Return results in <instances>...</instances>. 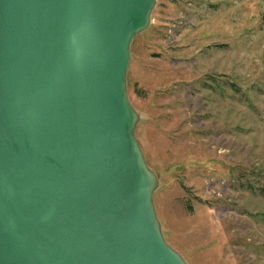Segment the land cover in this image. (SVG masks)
Returning a JSON list of instances; mask_svg holds the SVG:
<instances>
[{"label": "water", "instance_id": "obj_1", "mask_svg": "<svg viewBox=\"0 0 264 264\" xmlns=\"http://www.w3.org/2000/svg\"><path fill=\"white\" fill-rule=\"evenodd\" d=\"M155 0H0V264H186L126 98Z\"/></svg>", "mask_w": 264, "mask_h": 264}, {"label": "rangeland", "instance_id": "obj_2", "mask_svg": "<svg viewBox=\"0 0 264 264\" xmlns=\"http://www.w3.org/2000/svg\"><path fill=\"white\" fill-rule=\"evenodd\" d=\"M129 45L134 135L186 264H264V0H155Z\"/></svg>", "mask_w": 264, "mask_h": 264}, {"label": "trees", "instance_id": "obj_3", "mask_svg": "<svg viewBox=\"0 0 264 264\" xmlns=\"http://www.w3.org/2000/svg\"><path fill=\"white\" fill-rule=\"evenodd\" d=\"M261 193H262V194H263V196H264V189H262V190H261Z\"/></svg>", "mask_w": 264, "mask_h": 264}]
</instances>
